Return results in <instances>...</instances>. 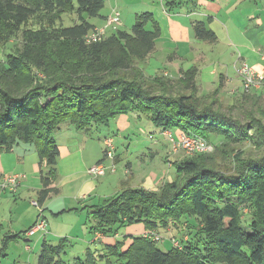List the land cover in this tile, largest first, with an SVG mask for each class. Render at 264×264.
Returning a JSON list of instances; mask_svg holds the SVG:
<instances>
[{
    "label": "trees",
    "instance_id": "trees-1",
    "mask_svg": "<svg viewBox=\"0 0 264 264\" xmlns=\"http://www.w3.org/2000/svg\"><path fill=\"white\" fill-rule=\"evenodd\" d=\"M103 8L104 0H0V44L13 42L12 53L0 60V154L18 143L33 146L46 165L40 170L37 204L42 206L55 191L60 152L53 135L61 124L68 122L83 132L108 126L120 115L146 114L162 132L178 130L214 149L192 156L173 155L169 149L167 158L180 156L173 161L175 178L157 191L125 188L89 207L94 223L89 230L113 238L116 225L140 222L145 232L160 236L165 233L161 230L172 229L179 238L170 240L175 238L180 246L171 242L172 248L163 252L157 242L140 235L126 249L119 241L95 252L87 249L84 260L75 263L109 264L108 254L119 264H264L261 97L252 95L254 91L242 94L251 107L241 104L240 112H223L208 97H216L217 90L194 95L199 94L195 68L176 80L147 76L139 63L160 36L159 24L149 13L138 15L129 32L118 28L99 42L85 43L95 28L90 20L103 19ZM195 33L202 40L215 37L201 24L195 25ZM5 74L14 75L15 81L4 79ZM241 143L252 145L261 156L237 152L231 173L217 170L216 156L226 158L225 151ZM243 209L251 216L245 226ZM66 242L43 243L36 264H65L61 255Z\"/></svg>",
    "mask_w": 264,
    "mask_h": 264
},
{
    "label": "crops",
    "instance_id": "crops-1",
    "mask_svg": "<svg viewBox=\"0 0 264 264\" xmlns=\"http://www.w3.org/2000/svg\"><path fill=\"white\" fill-rule=\"evenodd\" d=\"M119 1L104 0V7L107 4L109 6L107 10L111 11L103 16L101 24H94L95 28L103 26L106 17L111 14L112 10L119 11L118 7L121 6ZM129 1L131 4L123 7L124 10L129 11L124 15L122 24L127 20L133 25L138 15L149 13L160 27V36L155 42L153 51L145 62L140 64L147 76L165 73L171 80H176L182 78L183 74L189 69L195 68L194 78L199 94L217 90V94L220 96L237 97L243 94L241 81L235 73L236 67L241 62H245L256 72H264V0ZM196 24H201L206 30L212 32L215 36L214 39L202 40L197 38L195 33ZM111 33L112 30H109L106 35ZM161 39H163V44H159ZM251 94L264 99V89L256 90ZM118 117H121V115ZM116 126H118L117 123ZM169 134L173 138H177L180 132L178 130L163 132L167 141ZM74 139L80 145L75 146L74 142L70 146L71 151H66L65 155L62 156L71 159V163L74 164L73 169L61 178L59 184L55 182L52 185L55 191L48 195L42 206L39 205L38 210H35L37 215L35 217L32 216L31 221L26 226L22 225L24 227H22L21 231H16V227H12L15 225H11V223L7 225L9 232L14 234V236L17 235L16 242L22 239L24 243H29L35 237L33 244L35 245L34 264H36L43 243L54 245L58 244L59 240H67L63 228L62 230L58 228L64 222L52 220V224H48L43 216L44 211L50 212L57 219L67 215L76 217L75 219H81L84 213L87 214V219H89L88 213L91 211L89 207L99 205L102 200L108 198L106 193L101 191L99 180L101 176H94L88 173V169L97 164L94 165V161L89 163L79 156L84 154L85 147L81 145L79 138ZM102 144L104 146V143ZM27 147L22 153L17 152L18 149H12L10 152L0 154V179L3 176L12 174H23L26 176L20 180L17 192L6 191L1 194L0 203L1 199L6 196L17 197L19 192L24 193V191L36 189L37 185L28 178L27 174L38 170L40 180V170L42 169L39 167L40 162H37L39 158L35 149L30 146ZM102 153L105 155V150ZM150 153H153L151 149ZM77 155L80 158H74ZM173 158L177 160L180 159V156H174ZM77 161L79 164L76 166ZM117 161H119V158L115 156L114 151L112 164ZM169 166L171 165L169 164ZM126 167L129 168L130 166L127 165ZM127 168L124 171L126 175L129 173ZM132 178L131 183L134 186L129 185L130 178H126L127 180L120 182V187H123L122 189L141 187L147 190H156L153 185L157 184L156 178L152 179L150 177L152 182L142 178L136 180L133 176ZM161 182L162 184L164 183L163 181ZM32 184L35 185L31 186ZM158 184L160 186V183ZM65 186L70 188L69 193H65L63 190ZM38 189L39 187L36 190L37 198L41 187ZM115 190H119V185ZM41 218L47 223L45 230H37L32 236H27L26 232ZM3 229L4 225L0 223V236ZM117 235L113 238L102 236L97 239L95 234L90 233V230L89 234L84 232V239L80 240V245H82L79 249H81L76 254H78L77 256L79 254L84 256L86 250L90 249V247L108 244L110 238L114 242L118 238ZM30 249V245L25 246L26 251Z\"/></svg>",
    "mask_w": 264,
    "mask_h": 264
},
{
    "label": "rangeland",
    "instance_id": "rangeland-1",
    "mask_svg": "<svg viewBox=\"0 0 264 264\" xmlns=\"http://www.w3.org/2000/svg\"><path fill=\"white\" fill-rule=\"evenodd\" d=\"M127 4L130 5L131 2L129 0L119 1V5L121 6H119L118 9L120 11V14H122V23L124 15H126L129 11L123 9V7ZM107 9H109V6L106 4V6L101 10L100 14L104 16L107 12L111 11ZM90 21L93 24H101L102 22L100 18H92ZM131 25L132 24L129 21L127 22L126 20L124 24H121L119 29H121V31L123 30L129 32ZM164 42L166 41L164 40ZM161 43L163 44V39L160 40L159 44ZM12 51L13 42L10 41L6 44H0V60H3L6 55L12 53ZM3 78L7 81H15L14 75L12 74H5ZM188 93L189 92H187L186 94ZM194 95L197 97H201L200 94L197 93H194ZM208 97L209 100H216L217 104L222 108L223 112H226V110H228L229 108H233L234 112H237V110L238 112H240V108H238V106H240L241 104H243V106L246 104L247 109L251 107V102L248 104L245 103L249 100H245V96L243 95H238L237 97H228L225 95ZM257 105L264 109L263 97L259 100ZM116 123L118 124V126H116ZM53 138L56 141L59 152L61 153V155H59L60 157L58 158V165L56 167V184H59L61 178L68 171L73 169L74 164L71 163V159H67L66 157L62 156L65 155L66 151H71L70 146L74 144V142L75 146L80 145L79 143H76V140L74 138H79L81 145L85 147L84 154L79 155L83 160H86L89 163H92L94 161V165L100 162L105 167V175L99 177V180L101 191L106 193L108 198L115 196L122 191L123 187H120V182L127 180L126 178H130L129 185L134 186V184L131 183V180H133L132 176L136 180L142 178L149 182H152L151 178H156L157 184H153L156 190L151 191H157L162 185L161 181L170 182L176 176V167L175 165H173V161H175V159L170 156L168 159L169 161L167 160L168 152L170 149L167 138L163 135V132L160 128L155 127L150 122L146 114L130 113L128 115H121V117L110 120L108 126H93L91 130L83 132L75 130L68 122H66L61 124L59 130L54 133ZM105 138L111 139L113 142L115 156L119 158V161L115 162V164H112V160L107 158L102 153L105 150V146H103L102 144L104 143ZM219 140V137L215 138V143H218ZM27 146L33 148L30 144L18 143L16 146H14L13 149H18L17 152L22 153L24 149L28 148ZM150 149L153 152L152 154L150 153ZM237 152H243L245 157L261 156L259 151L255 150V148L248 143H241L235 146L232 145L225 151L226 158L223 157V154L222 156H216V160L218 162L217 170L227 174L231 173L233 168L232 156ZM263 154L264 150H262V155ZM79 156L77 155L74 158H80ZM37 162H40L39 159L37 160ZM78 164L79 162L77 161L76 166ZM169 164L171 166H169ZM127 165H129L130 167L127 168ZM39 167L43 171L46 170V165L44 162H42V164L39 163ZM126 168L129 169L128 175H126V173L124 172L126 171ZM112 169H114V171H112ZM27 175L28 178L37 185L36 189H30L26 192L24 191V193L19 192L17 194V197L6 196L1 199L0 223L4 225V229L0 236V251L2 246L5 245L6 248L0 253V264H34L33 258L35 245L33 244L35 242V237H33L32 241L29 243H24L22 239L16 242L15 239H8L9 237L14 236V234L10 233L7 228V225L11 223V225H15L12 227H16V231L19 232L23 229L22 227H24L22 225L26 226V224L31 221V217H35L37 215V213H35V210H38V208L35 207L32 202H38L36 190L38 187L39 189L41 187V181L39 180V171H32ZM23 176L24 178L26 177L25 175ZM158 183H160V186H158ZM35 184H32L31 186ZM118 185L119 190L116 191L115 188L118 187ZM63 190L65 191V193L70 192V188L68 186H65ZM247 211L248 210L243 209L242 212L243 226H245L251 218L250 214ZM43 216L45 217L47 223L50 225L53 222L52 220L64 222L58 227L60 230H62L63 228V231H65L64 235H66L67 237L66 248L61 255L62 261L65 264H76V259L80 258L84 260V256L81 254L77 256L78 254H76V252L81 249H79V247L82 245H80V240L84 239L83 233L85 232L89 234V228L94 224L92 219L90 217L89 219H87L86 213L81 216V219H75L76 217H72L71 215L59 217L57 219L47 211H44ZM189 223L190 225H193L194 222L190 221ZM144 230L145 227L143 223L140 222L123 226L116 225L114 227V231L117 232L118 238L114 240V242L113 239L110 238L108 244L113 245L116 241H119L123 243L122 248L126 249L129 244H131L132 238L140 237ZM245 230H247V228H245ZM161 231L165 232L162 233L163 235L161 236L163 238V241H158L156 243V248L163 252H167L172 248L170 237L173 236L179 238V236L177 237L172 229ZM4 240L7 241L3 243ZM26 245H30L31 249L29 251L25 250ZM39 248L37 249V252ZM101 248L102 246L90 247V249H92V252L100 250ZM107 258L109 259V264H119V260H116L115 257L107 254ZM100 264L104 263L102 262Z\"/></svg>",
    "mask_w": 264,
    "mask_h": 264
},
{
    "label": "built area",
    "instance_id": "built-area-1",
    "mask_svg": "<svg viewBox=\"0 0 264 264\" xmlns=\"http://www.w3.org/2000/svg\"><path fill=\"white\" fill-rule=\"evenodd\" d=\"M122 24L121 14L117 10H112L111 14L106 17L103 26L94 28L90 31L85 37V43H95L103 40L109 30H116ZM236 76L241 81V88L243 94L251 93L252 91L264 89V72H256L250 66H248L245 62H241L235 70ZM165 77H168L167 74H163ZM168 140L170 142V153L175 155L179 152H183L187 156H192L195 154H207L211 153L214 147L207 143L205 140L187 136L185 134H180L177 138H173L170 134L168 135ZM105 146V156L111 160L114 158V147L111 139H104ZM105 167L100 163L88 169V173L94 176H104L105 175ZM114 171V169H112ZM24 176L12 174L8 176H3L0 179V197L1 194L9 191L11 193L17 192L19 188L20 180ZM32 204L39 208L37 202H32ZM46 223L44 219H38V221L26 232L27 236H32L37 230H45ZM96 238L102 237L100 233H95ZM142 237L151 239L155 242L161 241L162 238L159 234L148 231L145 232ZM171 242L173 246H180L179 241L175 238H171Z\"/></svg>",
    "mask_w": 264,
    "mask_h": 264
}]
</instances>
